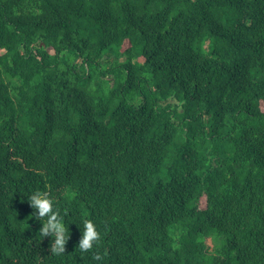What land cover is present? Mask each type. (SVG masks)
I'll return each instance as SVG.
<instances>
[{
  "label": "trees",
  "instance_id": "16d2710c",
  "mask_svg": "<svg viewBox=\"0 0 264 264\" xmlns=\"http://www.w3.org/2000/svg\"><path fill=\"white\" fill-rule=\"evenodd\" d=\"M0 264H264V0H0Z\"/></svg>",
  "mask_w": 264,
  "mask_h": 264
},
{
  "label": "clouds",
  "instance_id": "9594fccd",
  "mask_svg": "<svg viewBox=\"0 0 264 264\" xmlns=\"http://www.w3.org/2000/svg\"><path fill=\"white\" fill-rule=\"evenodd\" d=\"M30 207L34 209L33 216L42 221V227L38 235L42 238L53 237L49 251L52 255L61 256L65 254L66 244L70 236L68 228L65 226L64 218L59 208H54V202L47 191L36 190L29 197ZM65 215L67 213L65 212ZM101 243V233L98 231L92 220H83V230L81 238L78 241L77 249L82 253L90 252L94 246L99 247ZM92 259L94 261H103L104 256L96 252Z\"/></svg>",
  "mask_w": 264,
  "mask_h": 264
},
{
  "label": "rangeland",
  "instance_id": "374dc122",
  "mask_svg": "<svg viewBox=\"0 0 264 264\" xmlns=\"http://www.w3.org/2000/svg\"><path fill=\"white\" fill-rule=\"evenodd\" d=\"M112 64H120L123 63L125 61L124 58L122 59H118V58H111ZM121 70V72H120ZM116 74L114 76H110L111 79H113V87H118L119 84L123 81V76H124V70L123 69H116ZM205 205V202L203 201V206ZM226 238H222V239H217V238H210L207 243L210 247V249H216L217 247L222 248L225 244Z\"/></svg>",
  "mask_w": 264,
  "mask_h": 264
}]
</instances>
